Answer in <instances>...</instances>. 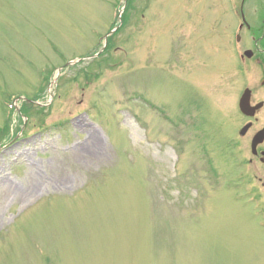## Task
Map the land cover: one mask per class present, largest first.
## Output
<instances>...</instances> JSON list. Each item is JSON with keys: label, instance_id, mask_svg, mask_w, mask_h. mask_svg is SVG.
<instances>
[{"label": "rangeland", "instance_id": "1", "mask_svg": "<svg viewBox=\"0 0 264 264\" xmlns=\"http://www.w3.org/2000/svg\"><path fill=\"white\" fill-rule=\"evenodd\" d=\"M239 9L250 18L242 0H0V264H264Z\"/></svg>", "mask_w": 264, "mask_h": 264}, {"label": "flooded vegetation", "instance_id": "2", "mask_svg": "<svg viewBox=\"0 0 264 264\" xmlns=\"http://www.w3.org/2000/svg\"><path fill=\"white\" fill-rule=\"evenodd\" d=\"M242 3L250 7L249 19L241 13L240 9V19L243 23L241 22L239 28L246 33L247 39L245 43H242L240 38L238 47L230 48L240 79L236 102L245 98L251 107H257L252 118L240 114L243 126L251 124V128L244 137L252 134L254 137L264 128V0H242ZM224 55V58L228 57L227 54ZM237 59H240L241 63H238ZM258 152L259 155L255 157V160L264 166L262 155L264 143L258 147ZM249 163L252 165L253 160H249ZM259 181L262 182L263 179L260 178Z\"/></svg>", "mask_w": 264, "mask_h": 264}, {"label": "water", "instance_id": "3", "mask_svg": "<svg viewBox=\"0 0 264 264\" xmlns=\"http://www.w3.org/2000/svg\"><path fill=\"white\" fill-rule=\"evenodd\" d=\"M248 106L246 105L245 101L242 100L241 101V105H240V108L242 110L243 113L247 114V115H251L248 113ZM250 126H247L245 127L242 131H241V134L244 135L246 133V131L248 130ZM264 142V130L261 131L260 133H258L254 139H253V142H252V152L254 155H257V147L262 144Z\"/></svg>", "mask_w": 264, "mask_h": 264}, {"label": "bare ground", "instance_id": "4", "mask_svg": "<svg viewBox=\"0 0 264 264\" xmlns=\"http://www.w3.org/2000/svg\"><path fill=\"white\" fill-rule=\"evenodd\" d=\"M98 135L96 133V131H91L89 134V138H88V142L86 144V146L84 148H88V149H95L97 150V148L99 147V139H98ZM77 151H79L80 149H75ZM91 158L93 157V159H96V162H101V160H103V157H95V155L90 156Z\"/></svg>", "mask_w": 264, "mask_h": 264}, {"label": "trees", "instance_id": "5", "mask_svg": "<svg viewBox=\"0 0 264 264\" xmlns=\"http://www.w3.org/2000/svg\"><path fill=\"white\" fill-rule=\"evenodd\" d=\"M47 79H48V77L47 78H45V83L47 82ZM34 107V106H33ZM32 108V105H26V106H23V108L21 109V112H22V114L24 115V116H28V113H29V111H30V109ZM9 120H7L6 121V129L8 128V122Z\"/></svg>", "mask_w": 264, "mask_h": 264}]
</instances>
